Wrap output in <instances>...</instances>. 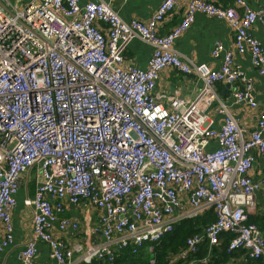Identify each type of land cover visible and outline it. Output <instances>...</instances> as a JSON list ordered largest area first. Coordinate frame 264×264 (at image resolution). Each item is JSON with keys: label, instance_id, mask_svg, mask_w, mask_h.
Masks as SVG:
<instances>
[{"label": "built area", "instance_id": "1", "mask_svg": "<svg viewBox=\"0 0 264 264\" xmlns=\"http://www.w3.org/2000/svg\"><path fill=\"white\" fill-rule=\"evenodd\" d=\"M232 2L223 9L206 0H164L147 22H126L104 0L83 6L33 0L18 9L0 0V253L14 242L12 213L33 181L34 194L23 203L34 231L22 264H34L38 244L49 248L54 264H111L116 252L156 244L180 220L209 211L216 222L187 241L183 259L230 234L229 251L264 260V234L246 224L264 190V176L254 174L255 152L264 156V111L248 134L215 90L234 86V103L259 109L255 80L234 54L250 56L264 77V49L252 34L264 25V9ZM181 9V24L160 35L163 21ZM199 14L234 33V50L221 41L212 50L221 60L217 69L175 49ZM137 39L153 49L145 69L124 56ZM165 69L198 77L203 87L194 100L176 97L166 105L153 95ZM213 103L220 128L206 111ZM81 204L97 209L99 218L86 227L85 243L69 247L55 233L81 231L67 217V206Z\"/></svg>", "mask_w": 264, "mask_h": 264}, {"label": "crops", "instance_id": "2", "mask_svg": "<svg viewBox=\"0 0 264 264\" xmlns=\"http://www.w3.org/2000/svg\"><path fill=\"white\" fill-rule=\"evenodd\" d=\"M21 7L30 5L33 0H9ZM93 0H80L81 5H85ZM108 2L120 17L130 22L132 20H140L147 22L155 13L157 8L164 0H104ZM215 5L228 9L233 5L232 0H206ZM249 6L256 10L264 9V0H244ZM174 14V15H173ZM170 15L159 28L160 35H166L174 29L175 26L181 24L185 16V10H177ZM195 23L176 40V51L199 64H206L211 69L219 68L221 60L211 57V53L217 42H222L228 50H234L235 39L234 33L226 22L209 18L199 14L195 18ZM253 36L258 39L264 49V25L256 24L252 29ZM153 54V49L140 40H133L125 49V59L129 64L136 68L145 69L149 63V59ZM236 65L240 67L248 76H252L255 80L256 94L259 104V109H249L245 105L234 103L232 92L234 86L217 84L215 90L223 102H226L230 113H233L238 124L249 134L256 127L260 111H264V77L257 74L253 67L251 57L248 55L234 54ZM203 84L195 76H185L177 70L165 69L160 73L157 87L154 91V96L159 97L160 101L168 104L176 97L194 100L197 93L202 89ZM213 122V127L220 128L223 124V117L217 113V103H213L207 110ZM255 177L264 176V156L255 152ZM264 190L257 195V203L260 211L264 210ZM29 195L28 187H24L19 196V204L12 213V221L14 225V242L7 249L0 253V264H22L21 253L33 237V219L32 210L26 207L23 203L24 199ZM264 213V211H263ZM67 217L76 219L80 222L81 231L74 233L56 232V237L68 245L73 246L75 243H85L86 227H94L97 225L99 212L93 207L67 206ZM4 235V230L0 224V238ZM34 264H54L50 259L49 248L45 244H38L37 253ZM80 264V263H77Z\"/></svg>", "mask_w": 264, "mask_h": 264}, {"label": "trees", "instance_id": "3", "mask_svg": "<svg viewBox=\"0 0 264 264\" xmlns=\"http://www.w3.org/2000/svg\"><path fill=\"white\" fill-rule=\"evenodd\" d=\"M35 183L28 184L29 196H33ZM264 210L248 217L246 224H255L264 234ZM216 214L209 211L197 214L190 218H184L174 225L173 231L166 234L156 244H145L141 249H124L116 252L111 264H190L191 261L207 259V264H264V260H251L245 250L229 251V245L233 238L230 234L221 236V244L211 247L204 242L195 255H189L187 259L181 256L187 250V241L191 238L203 235L205 231L216 222ZM154 249L150 252V247ZM83 264H105L102 261L92 260Z\"/></svg>", "mask_w": 264, "mask_h": 264}, {"label": "bare ground", "instance_id": "4", "mask_svg": "<svg viewBox=\"0 0 264 264\" xmlns=\"http://www.w3.org/2000/svg\"><path fill=\"white\" fill-rule=\"evenodd\" d=\"M20 7H21L20 5H15V4H14V8H15V9H18V8H20ZM181 10H182V9H181ZM173 15H174V14H173ZM160 27H161V26H160ZM171 31H172V30H171ZM124 56H125V55H124ZM168 70H169V69H168ZM191 77H192V76H191ZM216 85H217V84H216Z\"/></svg>", "mask_w": 264, "mask_h": 264}, {"label": "water", "instance_id": "5", "mask_svg": "<svg viewBox=\"0 0 264 264\" xmlns=\"http://www.w3.org/2000/svg\"><path fill=\"white\" fill-rule=\"evenodd\" d=\"M228 87H230L229 85H228ZM194 215H191V216H188V217H186V218H190V217H193ZM84 262H81L80 264H83ZM86 263H89V262H86Z\"/></svg>", "mask_w": 264, "mask_h": 264}, {"label": "rangeland", "instance_id": "6", "mask_svg": "<svg viewBox=\"0 0 264 264\" xmlns=\"http://www.w3.org/2000/svg\"><path fill=\"white\" fill-rule=\"evenodd\" d=\"M33 176H34V172H32V174H31V178H33ZM264 192V191H263Z\"/></svg>", "mask_w": 264, "mask_h": 264}, {"label": "clouds", "instance_id": "7", "mask_svg": "<svg viewBox=\"0 0 264 264\" xmlns=\"http://www.w3.org/2000/svg\"><path fill=\"white\" fill-rule=\"evenodd\" d=\"M210 245V244H209Z\"/></svg>", "mask_w": 264, "mask_h": 264}]
</instances>
